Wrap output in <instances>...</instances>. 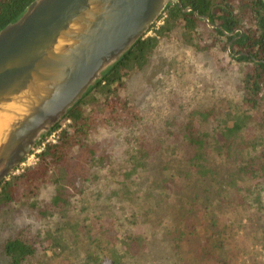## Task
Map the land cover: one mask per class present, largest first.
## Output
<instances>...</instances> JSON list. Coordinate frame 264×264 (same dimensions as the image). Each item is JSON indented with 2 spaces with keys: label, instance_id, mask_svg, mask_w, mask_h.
<instances>
[{
  "label": "trees",
  "instance_id": "obj_1",
  "mask_svg": "<svg viewBox=\"0 0 264 264\" xmlns=\"http://www.w3.org/2000/svg\"><path fill=\"white\" fill-rule=\"evenodd\" d=\"M31 1L0 0V29ZM181 3L192 10L170 3L152 34L68 112L64 127L56 125V141L0 184V209L28 205L47 220L33 229L30 222L13 224L0 241V264H50L39 260L40 249L53 244L63 257L71 229L80 238L76 264H182L183 256L187 264H229L232 207L247 212L248 223L264 234V0ZM194 11L218 25L204 23V32L224 38L221 51L240 64V99L226 104L221 91L210 89L202 114L178 105L151 125L124 94L128 79L162 45L207 51ZM163 138L169 150L182 145L191 155L180 149L165 159ZM49 185V198L39 201ZM81 206L85 211L78 212ZM117 206L127 212L121 217L127 226L114 239L107 231Z\"/></svg>",
  "mask_w": 264,
  "mask_h": 264
},
{
  "label": "water",
  "instance_id": "obj_2",
  "mask_svg": "<svg viewBox=\"0 0 264 264\" xmlns=\"http://www.w3.org/2000/svg\"><path fill=\"white\" fill-rule=\"evenodd\" d=\"M175 2L192 10L181 0H32L0 29V184Z\"/></svg>",
  "mask_w": 264,
  "mask_h": 264
},
{
  "label": "rangeland",
  "instance_id": "obj_3",
  "mask_svg": "<svg viewBox=\"0 0 264 264\" xmlns=\"http://www.w3.org/2000/svg\"><path fill=\"white\" fill-rule=\"evenodd\" d=\"M204 23L198 24V33H202L199 43L200 45H207V51H181L177 46L173 49L170 45H162L141 71L135 72L129 77L128 86L124 94L136 106L140 107V113L143 115L144 120L151 121V125H154L159 118L175 111L178 105L184 106L187 112L198 111V113L202 114V111L208 107L210 102V89L221 91V98L228 100V102H225L226 104H234L240 99L237 87L240 64L232 59L229 54L221 51L223 50L224 38H218L211 32H204ZM150 34H152V30L147 33V35ZM61 122V127H64L67 120L65 122L62 120ZM116 129L117 126L115 124L109 125V130L117 131ZM162 140L164 142L161 145L166 152L162 153L161 156L167 160L169 159V152L175 153L180 151V149H184L185 152L190 153L182 145H177L176 150L172 148L169 150L170 140L165 138ZM35 148L23 159V164L18 165L12 174L19 173L27 166L35 163L37 154L32 155ZM118 150L121 151V149ZM159 165L160 162L158 164L155 163V165L149 164L150 168L158 167ZM50 188L51 186L49 185L42 189L38 197L39 201L43 199L46 202V198H49L50 195ZM83 200H85L88 207L90 206L88 212H91L90 201L88 198ZM122 204L121 208H125ZM45 207L48 208V206ZM15 208L14 210H11V208L9 210L0 209V241L2 236L13 228V224L17 226L23 222H30L34 224L32 226L33 229L36 225L39 227V221L45 224L47 222L44 216L30 210L28 205L21 207L16 205ZM116 208H118V211L111 219L106 218V216L103 219L104 222H108L105 219L112 220L109 224H112L113 220H115V223L113 222L111 228L107 231V234L110 237H114V239H117L116 235L119 232L121 233L123 227L127 226L121 218L127 212L121 214L119 206ZM77 211L85 210L81 206ZM248 217L247 212L238 210L235 207L228 210L227 219L231 223L232 231L228 234L229 238L226 246L233 251L230 252V254H233L230 256L229 264H264V234L260 229L256 230L248 223ZM69 234L71 237L67 243L69 250L64 253V258L61 251L59 252L52 244L40 249L39 260L50 264H76L80 253V238L76 229H71L69 233H66V235ZM106 243L109 242L107 241ZM181 262L182 264H187L185 256L181 258ZM34 263L37 262L34 261Z\"/></svg>",
  "mask_w": 264,
  "mask_h": 264
},
{
  "label": "built area",
  "instance_id": "obj_4",
  "mask_svg": "<svg viewBox=\"0 0 264 264\" xmlns=\"http://www.w3.org/2000/svg\"><path fill=\"white\" fill-rule=\"evenodd\" d=\"M161 17H162V15H161ZM161 17L155 22L156 26H158L162 22ZM59 130L60 129H55V130L53 129L44 139H42V141L36 146L35 150L32 152V155L39 153L43 149V147L46 143L55 142L56 139L58 138ZM20 164H23V161Z\"/></svg>",
  "mask_w": 264,
  "mask_h": 264
}]
</instances>
